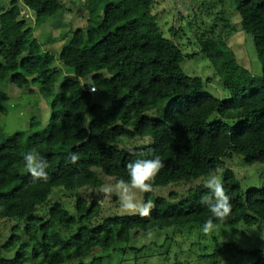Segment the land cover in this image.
Listing matches in <instances>:
<instances>
[{"label":"trees","instance_id":"trees-1","mask_svg":"<svg viewBox=\"0 0 264 264\" xmlns=\"http://www.w3.org/2000/svg\"><path fill=\"white\" fill-rule=\"evenodd\" d=\"M22 2L38 21L67 11L62 0ZM156 2L101 0L103 14L98 7L92 9L88 26L72 32L56 57L43 50L22 16L21 0H0V85L11 82L25 92L35 85L51 101V118L41 131L8 135L0 124V264H71L128 242L132 230L202 227L209 218L220 227L264 223V188L244 194L231 169H225L222 180L232 204L224 223L202 202L211 195L205 186L190 189L182 198L145 193V201L155 205L149 217H109L98 225L94 220L100 204L78 195L84 188H102L100 173L129 181L126 165L135 159L161 158L164 167L155 188L206 178L216 167L225 168L233 155L243 156L248 165L264 164V0H234L242 30L254 40L260 78L241 67L227 46L233 34L229 24L197 37L200 53L211 62L231 95L228 99L216 98L204 90L201 77L183 72L184 59L195 55H184L162 33ZM56 60L69 74L60 84ZM87 78L96 94L82 81ZM94 96L112 103L105 108ZM8 99L1 91L0 117ZM33 120V129L41 126L40 119ZM138 138L151 142L133 146ZM32 149L49 164L47 182L33 181L24 168L23 156ZM73 152L79 155L74 165L68 162ZM56 190L73 198L75 213L62 201L50 205ZM42 207L45 216L39 214ZM6 223L13 226L3 243ZM250 254L257 258L255 264H264V252Z\"/></svg>","mask_w":264,"mask_h":264},{"label":"rangeland","instance_id":"rangeland-1","mask_svg":"<svg viewBox=\"0 0 264 264\" xmlns=\"http://www.w3.org/2000/svg\"><path fill=\"white\" fill-rule=\"evenodd\" d=\"M22 16L26 18L34 28L35 37L43 45V50L59 56L63 47L67 45L72 32L79 28H86L92 9L98 7L99 14H103L104 7H100L101 0H62L67 11L53 18L36 20L35 15L25 6ZM91 1V2H90ZM118 1V0H113ZM154 14L158 15V23L164 35L174 41L183 51L184 55H195L193 58H185L182 63L183 72L190 77H201L204 80V90L218 99H228L231 95L224 89L219 77L215 76L209 59L200 53V45L197 37L216 30V25L229 24L233 30L231 37L226 40L227 46L234 53L238 64L247 69L255 78L262 76V64L256 54L254 40L251 35L245 33L241 27V18L236 10L234 0H156ZM88 4V8L87 5ZM8 3H6V6ZM226 22V23H225ZM175 28L174 33L171 29ZM221 27L218 29L220 30ZM66 37V35H68ZM218 34V31H217ZM54 67L61 70L59 84L69 75L61 60H56ZM211 80L207 82L208 79ZM92 85L91 78L82 80ZM4 91L9 97L6 102V111L1 112L0 124L8 135L18 131L28 134L45 129L51 118V101L41 96L39 87L33 85L28 91H22L11 82L0 85V93ZM96 94V93H95ZM105 108L111 105V100H100L94 96ZM34 118L40 119L41 126L31 127ZM90 118H88V121ZM215 120L212 117L211 122ZM151 142L149 138L137 139L133 146H141L143 142ZM225 169H231L241 184L245 194L251 190L264 188V164L248 165L245 158L233 155L226 161L222 169V180ZM104 186L115 184L113 178L103 176ZM206 178H200L192 182H181L166 187H157L153 192L155 197L169 198L171 193H176L180 198L185 197L192 188L205 186ZM103 186V187H104ZM102 187V188H103ZM84 188L78 195L92 203L98 202L101 213L94 220L96 225L109 217L127 216L119 207L117 197L110 200L102 198L101 189ZM143 199L145 201L144 194ZM69 198L62 190H56L50 198V205L63 202L71 213L74 200ZM75 199V196H74ZM73 200V201H71ZM49 203L46 207H49ZM46 207L39 210V214L46 215ZM14 224V223H13ZM12 223L2 225L3 240L5 243L11 233ZM231 246L224 254H216L220 249ZM234 245L237 247L235 248ZM264 252V223L255 226L239 224L234 227H220L210 234L205 235L201 227L188 225L184 227H170L164 230H151L143 232L132 230L130 240L125 243H115L111 249H99L94 255H90L81 261L71 264H255L257 258L250 253ZM97 262L94 263V261Z\"/></svg>","mask_w":264,"mask_h":264},{"label":"clouds","instance_id":"clouds-1","mask_svg":"<svg viewBox=\"0 0 264 264\" xmlns=\"http://www.w3.org/2000/svg\"><path fill=\"white\" fill-rule=\"evenodd\" d=\"M89 89L93 94L97 92L94 86H90ZM78 160L79 155L75 152L68 156V162L73 165ZM23 165L33 181L47 182L49 180L47 172L49 164L35 149L24 154ZM163 167L164 163L159 156L154 159H135L128 162L126 168L129 181L121 178L115 184L105 185L101 189L102 198L110 200L113 196L117 197L123 214L139 215L142 218L149 217L155 205L151 199L144 201L142 194L156 191L154 187L156 177ZM205 187L211 195L203 197L202 202L207 205L212 217H215L220 223H224L232 212V204L231 197L226 193L222 183V169L216 167L210 171L205 181ZM216 230L217 224L212 218H209L201 227V231L205 235Z\"/></svg>","mask_w":264,"mask_h":264},{"label":"built area","instance_id":"built-area-1","mask_svg":"<svg viewBox=\"0 0 264 264\" xmlns=\"http://www.w3.org/2000/svg\"><path fill=\"white\" fill-rule=\"evenodd\" d=\"M90 86H94V85H90ZM90 86H89V87H90ZM94 87H95V86H94ZM95 88H96V87H95ZM88 90L90 91V89H89V88H88ZM90 92H91V91H90Z\"/></svg>","mask_w":264,"mask_h":264}]
</instances>
